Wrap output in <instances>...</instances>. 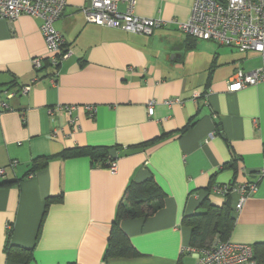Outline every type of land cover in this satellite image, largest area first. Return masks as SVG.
<instances>
[{
    "label": "crops",
    "instance_id": "obj_1",
    "mask_svg": "<svg viewBox=\"0 0 264 264\" xmlns=\"http://www.w3.org/2000/svg\"><path fill=\"white\" fill-rule=\"evenodd\" d=\"M114 1L120 12L127 9L125 0ZM135 2L137 17L184 22L193 0ZM88 6L89 0H66L54 24L71 51L54 83L40 21L0 19V184L14 182L0 186V264H19L7 257V244L34 247L28 264H193L184 217L206 197L223 204L211 187L227 183L256 185L238 212V194L226 199L236 212L228 241L263 243L264 83L227 88L236 70L260 68V55L194 40L171 24L151 36L103 28L86 22L81 9ZM37 57L44 68L35 73ZM65 105L77 106L73 124L63 112L49 114ZM86 106L95 108L93 116ZM191 119L194 125L181 132ZM86 146L114 148L116 170L92 166L87 157L60 158ZM38 158L47 166L29 173ZM233 162L235 169L225 166ZM149 177L165 194L162 209L123 221L135 255L104 261L127 184ZM48 198L60 200L43 219Z\"/></svg>",
    "mask_w": 264,
    "mask_h": 264
},
{
    "label": "built area",
    "instance_id": "obj_2",
    "mask_svg": "<svg viewBox=\"0 0 264 264\" xmlns=\"http://www.w3.org/2000/svg\"><path fill=\"white\" fill-rule=\"evenodd\" d=\"M127 9L120 12L114 0H89V6L81 9L87 23L103 28L120 30L126 33L151 36L157 29L169 24L176 30L194 40L214 42L221 46H231L240 53L254 52L260 55L263 65L252 71L236 70L227 83L229 92H238L250 86L264 83V0H193L189 18L184 22L161 19L140 18L134 14L135 0H125ZM66 7V0H0V19L14 21L27 15L40 21L39 30L46 47L44 59L52 69L51 80L54 83L62 61L68 59L71 51L64 47V40L55 29ZM41 57L32 60L35 73L43 68ZM37 77L33 79V82ZM30 90V85L21 89L22 94ZM170 100L167 104L174 103ZM177 102V101H176ZM154 102H149L147 114L153 115ZM77 106H56L49 114L63 112L73 124V112ZM89 116H93V106L84 107ZM264 154V151H263ZM15 167V163L11 164ZM116 170V163L108 168ZM0 169V178L4 175ZM261 173L264 174V165ZM32 176L31 174L29 175ZM253 183H227L211 187V192L226 200L227 196L237 193L239 196L235 211L238 212L246 198L253 194ZM7 226V230H10ZM195 262L193 264H256L252 247L220 241L216 238L202 248H190Z\"/></svg>",
    "mask_w": 264,
    "mask_h": 264
},
{
    "label": "trees",
    "instance_id": "obj_3",
    "mask_svg": "<svg viewBox=\"0 0 264 264\" xmlns=\"http://www.w3.org/2000/svg\"><path fill=\"white\" fill-rule=\"evenodd\" d=\"M46 65L49 66L47 62ZM194 123V119H191L181 132L187 131L194 125ZM112 149L114 148L88 146L75 147L64 150L61 153L60 158L71 159L87 157L92 166L100 165L109 168L112 163H116V159L113 160L109 157V152ZM47 164V158H38L32 162L29 173L33 174L37 170L43 169ZM225 166L235 169V162ZM13 184L14 182L4 183L0 184V186ZM208 190L210 191V187ZM228 197L229 196H227V198ZM164 198V192L153 177H149L139 183L130 181L127 184L121 200L116 207L115 217L111 224V231L103 255L104 261L110 258H129L135 255L134 248L129 242V238L121 228V223L125 220L153 216L162 209ZM59 200L60 198H56L55 200L53 198H48L46 200L43 219L47 214L49 205L53 201ZM235 213L234 209L230 207L229 201L225 200L223 204L218 206L212 204L208 197H206L200 202L195 214L184 217V224L190 230L189 246L191 248H202L211 243L214 238L220 241H228L229 235L234 226ZM4 251L8 258L14 259L19 264H28L33 260L34 247L19 248L7 244ZM252 251L256 264H264V242L254 244L252 246Z\"/></svg>",
    "mask_w": 264,
    "mask_h": 264
},
{
    "label": "water",
    "instance_id": "obj_4",
    "mask_svg": "<svg viewBox=\"0 0 264 264\" xmlns=\"http://www.w3.org/2000/svg\"><path fill=\"white\" fill-rule=\"evenodd\" d=\"M116 151L114 150V149H112V150H110V152H109V157L111 158V159H113V160H115L116 159Z\"/></svg>",
    "mask_w": 264,
    "mask_h": 264
}]
</instances>
